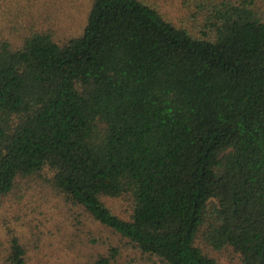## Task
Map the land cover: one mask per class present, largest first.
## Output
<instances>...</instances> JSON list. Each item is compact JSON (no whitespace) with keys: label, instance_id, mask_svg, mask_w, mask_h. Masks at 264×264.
I'll return each mask as SVG.
<instances>
[{"label":"trees","instance_id":"trees-1","mask_svg":"<svg viewBox=\"0 0 264 264\" xmlns=\"http://www.w3.org/2000/svg\"><path fill=\"white\" fill-rule=\"evenodd\" d=\"M182 3L191 27L158 0H92L79 35L0 30V199L48 171L126 250L264 264V0ZM8 262L29 264L17 236Z\"/></svg>","mask_w":264,"mask_h":264},{"label":"rangeland","instance_id":"rangeland-1","mask_svg":"<svg viewBox=\"0 0 264 264\" xmlns=\"http://www.w3.org/2000/svg\"><path fill=\"white\" fill-rule=\"evenodd\" d=\"M158 1L174 22L191 27V22L182 21L188 16V8L182 3L187 0ZM91 4L92 0H0V30L8 32L20 21L23 31L36 26L51 28L61 38L79 35L86 25ZM49 176L44 171L42 176L22 178L15 193L0 199V264H9L15 236L26 248L29 264H96L98 255L107 254L111 244L123 249L116 264H162L157 258L124 249L111 230L54 190ZM103 199L115 213L129 217L126 201ZM206 249L220 264H241L239 255L231 249Z\"/></svg>","mask_w":264,"mask_h":264}]
</instances>
